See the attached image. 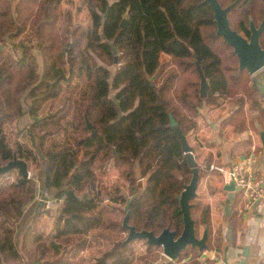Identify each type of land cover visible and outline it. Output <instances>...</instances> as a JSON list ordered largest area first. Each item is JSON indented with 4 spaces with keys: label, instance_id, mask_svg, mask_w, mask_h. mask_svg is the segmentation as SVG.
I'll list each match as a JSON object with an SVG mask.
<instances>
[{
    "label": "trees",
    "instance_id": "obj_1",
    "mask_svg": "<svg viewBox=\"0 0 264 264\" xmlns=\"http://www.w3.org/2000/svg\"><path fill=\"white\" fill-rule=\"evenodd\" d=\"M85 1L89 23L74 25L63 23L61 0H0V166L14 158L36 166L35 176L16 172L0 182V264H21L23 254L32 264H153L157 246L143 240V252H136L124 241L122 206L131 200L128 224L138 231L181 233L176 196L191 169L169 114L189 142L203 108L233 98L227 123L238 131H264L263 94L239 68L234 48L216 34L204 0ZM219 1L232 4L230 24L246 37L250 21L259 26L264 18V0ZM195 62L209 84L203 98ZM19 120L27 121L30 145L18 140ZM189 145L195 154L199 142ZM210 164H198L199 179L216 173ZM109 166L121 181L113 191L101 181ZM38 189L62 200L46 235L36 230ZM190 202L196 236L202 215L210 234L209 207ZM227 219L235 233L242 217L233 210ZM19 234L30 239L22 243L26 253ZM91 235L110 245L86 262L81 253ZM199 256L187 246L175 261H165L203 264Z\"/></svg>",
    "mask_w": 264,
    "mask_h": 264
},
{
    "label": "crops",
    "instance_id": "obj_2",
    "mask_svg": "<svg viewBox=\"0 0 264 264\" xmlns=\"http://www.w3.org/2000/svg\"><path fill=\"white\" fill-rule=\"evenodd\" d=\"M251 76L254 85L263 94L264 107V68ZM233 100L228 98L220 105H208L203 108L201 115L197 118V128L189 139L190 143L199 142V146L195 148V154L193 153L197 154L195 156L197 165L206 160L211 163L230 165L241 157L255 152L257 172L264 175V142L260 137V133L264 131L256 132L251 127L238 131L227 123L226 118L235 108V103H231ZM256 125L258 126V122ZM227 184L229 182L217 173L208 174L205 178L199 179L195 199H200L209 207L211 231L206 244L209 239L211 248L200 252L198 259L203 264H264V200L255 207L253 212H243L245 200L240 193L235 191L233 200L230 204L227 203L229 192L224 190ZM202 185L204 190L200 192ZM229 206L232 210L228 215ZM233 210L242 217L241 225L235 233L227 219ZM202 220L197 237H201L204 227H207L204 215ZM229 225L230 232H228ZM230 234L233 236L232 239ZM204 252L210 253L212 257L203 258Z\"/></svg>",
    "mask_w": 264,
    "mask_h": 264
},
{
    "label": "water",
    "instance_id": "obj_3",
    "mask_svg": "<svg viewBox=\"0 0 264 264\" xmlns=\"http://www.w3.org/2000/svg\"><path fill=\"white\" fill-rule=\"evenodd\" d=\"M212 11L213 18L216 23V34L221 35L225 41L234 48L235 53L239 58V68L246 69L251 75L255 74L259 70L264 68V47L261 44V36L264 32V18L259 26H256L253 20L250 21L251 35L246 37L242 35L239 31L232 28L229 19V12L232 8V4L223 7L219 0H204ZM124 24V19L121 21V26ZM112 52L114 55L117 54L116 49L113 44L110 43ZM1 47V45H0ZM196 69L199 74V96L206 97L208 93L209 84L203 71L198 62H195ZM170 126L173 128L174 133L180 140L182 152L186 155L187 164L191 169V178L189 182L184 186L183 190L176 196L179 203V211L182 215L183 228L179 235L176 232L164 228L158 235H155L153 231L150 230H136L134 226L128 224V218L130 211L128 209L130 201L129 200L124 206L126 211L123 219L122 226L127 230V236L125 242H130L132 240H145L148 245L159 246L162 248V255L167 258L168 261H175L181 251H183L187 246L196 247L199 252H202L207 248V237L208 229L205 226L202 236H196L195 221L191 217V200L195 199L197 195V187L199 182V167L195 160V155L192 152V147L189 145L186 136L178 128L177 122L171 114H169ZM87 127L90 128L91 125L86 121ZM95 133V130H93ZM261 140L264 142V132L260 133ZM115 153V150L113 151ZM12 169H17L18 175L23 178H29V172L27 169V164L23 160L14 158L7 164L0 166V174L6 173ZM224 190L229 192L227 203L230 204L234 198L235 194V184L230 182L224 187ZM67 196L75 197L72 191L67 192ZM86 195H83L85 199ZM37 206H40L38 202ZM232 207H228V215ZM230 232V225L228 226ZM230 238L233 236L230 234ZM247 250V249H246ZM160 264H166V261H162Z\"/></svg>",
    "mask_w": 264,
    "mask_h": 264
},
{
    "label": "rangeland",
    "instance_id": "obj_4",
    "mask_svg": "<svg viewBox=\"0 0 264 264\" xmlns=\"http://www.w3.org/2000/svg\"><path fill=\"white\" fill-rule=\"evenodd\" d=\"M61 6L65 12L64 14V19L66 21H64L63 23L66 22H72L75 24H80V25H87L89 23V14L86 8V1L85 0H61ZM64 25V24H63ZM28 37V35L26 34L25 37ZM32 43H33V39H32ZM11 46L7 45L5 46V50L8 51L10 49ZM2 48V45H1ZM163 61H166L167 58L164 56ZM40 71H41V66H40ZM82 82V80H81ZM231 101V100H229ZM234 103V100L231 102ZM19 128L20 127H24L23 128V132L22 134L19 135L18 140L23 142L24 144L30 145L29 140L26 139L25 136V127L27 126V121L23 120L20 121L19 120ZM11 124H8L6 128L7 132L10 133V130L13 128V126H10ZM27 169L29 172V176L32 177L33 175L35 176V172H36V166L35 164H32V162H28L27 164ZM16 174V169H12L6 173L0 174V182L2 181H8L9 179H13ZM29 177V178H30ZM101 181L102 184L105 186V190H111L113 191V187L115 185H121V181L120 179L117 177L116 172L113 170V168L111 166H109L108 168L105 169V171L103 172V176L101 177ZM202 190H204L203 185L200 187V192H202ZM205 192V191H204ZM45 196V197H44ZM47 195H45V193H40L39 189L37 191V195H36V200H38V202H40V206L42 203V207L40 206H36V212H40L39 215L37 216V225H36V230L42 232V234L46 235L49 233L53 232V229L55 227L56 221H57V214L59 212L60 206L62 204V200H56V199H52V198H47ZM47 198V199H46ZM38 204V203H37ZM107 206H111L110 203H105ZM109 204V205H108ZM125 206V205H124ZM124 206H122V209H124ZM33 209V207H32ZM28 210V209H27ZM21 226H24V224ZM32 232V229H31ZM199 233H200V229H199ZM124 235H127V232L124 233ZM18 245L20 247V249H22V251L24 253L25 250L23 249V246H25V243L27 242V245H29L30 243V239L28 238L25 242L24 240V235L23 234H19L18 236ZM32 239V238H31ZM132 246L134 248V250L136 252H143L144 250V241L143 240H132ZM22 243L24 244L22 246ZM31 244V243H30ZM110 245L109 242L101 240L97 237H93L92 235L89 237V241H88V245L86 247V249L81 253L82 256L85 258L86 262H90L94 257H96L97 255H99L102 250L108 248ZM21 251V252H22ZM156 257L154 259V263L153 264H160L162 261L167 260L166 257H164L162 255V248L157 246L156 249ZM21 264H32L30 262V260L28 259L26 254H23V262Z\"/></svg>",
    "mask_w": 264,
    "mask_h": 264
},
{
    "label": "built area",
    "instance_id": "obj_5",
    "mask_svg": "<svg viewBox=\"0 0 264 264\" xmlns=\"http://www.w3.org/2000/svg\"><path fill=\"white\" fill-rule=\"evenodd\" d=\"M257 155L255 152L241 157L230 165L211 163L209 169L223 176L227 182H234L235 191L244 198L243 212H253L255 207L264 200V175L257 172ZM203 258H211L204 252Z\"/></svg>",
    "mask_w": 264,
    "mask_h": 264
},
{
    "label": "flooded vegetation",
    "instance_id": "obj_6",
    "mask_svg": "<svg viewBox=\"0 0 264 264\" xmlns=\"http://www.w3.org/2000/svg\"><path fill=\"white\" fill-rule=\"evenodd\" d=\"M16 172H17V169H16Z\"/></svg>",
    "mask_w": 264,
    "mask_h": 264
}]
</instances>
